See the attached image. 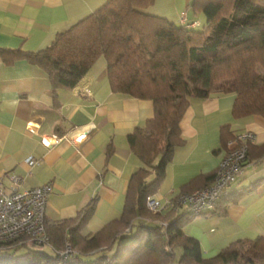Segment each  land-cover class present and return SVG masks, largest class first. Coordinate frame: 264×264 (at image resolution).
<instances>
[{"label": "crops", "instance_id": "obj_1", "mask_svg": "<svg viewBox=\"0 0 264 264\" xmlns=\"http://www.w3.org/2000/svg\"><path fill=\"white\" fill-rule=\"evenodd\" d=\"M106 1L0 0V48L41 50ZM190 1L154 0L146 11L179 24L184 15L187 23L200 25L203 18L190 9ZM234 100L232 93L189 99L179 122L184 143L172 149L152 195L165 206L178 193L207 186L206 176L215 173L226 151L222 126L235 135H254L252 157L231 186L234 196L253 189L216 207L219 213L197 216L184 226V233L198 240L203 257L216 255L234 240L264 235V117H233ZM152 116L151 100L112 91L104 57L72 88L54 87L46 71L26 56L9 63L0 57V185L9 191L49 183L46 223L74 219L91 206L80 233L92 235L121 216L128 182L137 169L149 171L147 182L155 176L126 138ZM28 159L35 162L29 165Z\"/></svg>", "mask_w": 264, "mask_h": 264}, {"label": "trees", "instance_id": "obj_2", "mask_svg": "<svg viewBox=\"0 0 264 264\" xmlns=\"http://www.w3.org/2000/svg\"><path fill=\"white\" fill-rule=\"evenodd\" d=\"M153 4L107 0L41 50L0 48L7 63L26 56L46 71L54 87L63 88L74 87L104 57L112 91L152 101L153 116L126 138L144 166L155 170L149 182L145 168L132 174L121 216L96 233H80L90 206L74 219L46 224L48 244L24 241L1 251L0 264H174L177 249L178 264H264V235L234 240L216 255L203 257L198 240L183 230L193 218L219 213L216 207L236 202L253 187L235 196L231 187L213 209L199 214L175 207L151 211L145 203L156 191L172 149L184 143L179 122L190 98L232 93L233 117H264V0H191L190 9L203 17L199 29L147 12ZM234 136L222 126L224 149ZM250 148L246 160L252 157ZM214 174L206 176V185ZM66 245L71 251L62 254Z\"/></svg>", "mask_w": 264, "mask_h": 264}, {"label": "built area", "instance_id": "obj_3", "mask_svg": "<svg viewBox=\"0 0 264 264\" xmlns=\"http://www.w3.org/2000/svg\"><path fill=\"white\" fill-rule=\"evenodd\" d=\"M253 138L254 135L246 131L236 134L227 142L226 151L209 185L190 192L178 193L174 199L167 200L165 206L149 196L146 198V207L151 211H161L166 206H171L193 214L213 209L215 203L227 194L242 172L248 145ZM42 142L45 145L50 144L45 139H42ZM34 162L33 159H28L29 165ZM11 179L14 183L18 182L17 176H11ZM49 191V183L22 190L12 188L9 191L0 185V252L24 241L49 243L45 218ZM70 251V246L66 245L61 253L67 254Z\"/></svg>", "mask_w": 264, "mask_h": 264}, {"label": "rangeland", "instance_id": "obj_4", "mask_svg": "<svg viewBox=\"0 0 264 264\" xmlns=\"http://www.w3.org/2000/svg\"><path fill=\"white\" fill-rule=\"evenodd\" d=\"M202 18H203V17H202ZM178 20H179V22H181V24L186 25V27H196L197 29H199V28H201V26L203 25V20H202V23H200V25L198 24V22L187 23V22L185 21V16H184V15H180V16L178 17ZM195 25H198V26H195ZM257 69H258V71H261L259 67H258ZM43 248H46V246H43ZM180 252H181V251H180L179 249L176 250V257H175V259H174V264H178V263H177V259H178L179 256H180Z\"/></svg>", "mask_w": 264, "mask_h": 264}]
</instances>
